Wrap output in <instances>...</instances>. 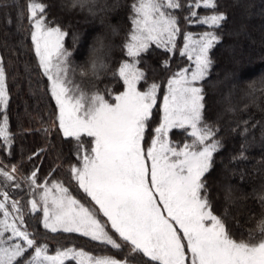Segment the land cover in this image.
<instances>
[{
    "label": "snow or ice",
    "instance_id": "obj_1",
    "mask_svg": "<svg viewBox=\"0 0 264 264\" xmlns=\"http://www.w3.org/2000/svg\"><path fill=\"white\" fill-rule=\"evenodd\" d=\"M77 6L102 20L115 7L71 0L69 7ZM121 10L127 20L108 28L111 36L123 33V41L97 37L85 64L72 59L77 34L47 19L44 3L29 0L18 12L20 19L27 14L29 50L54 108L40 129L44 146L28 149L25 159L24 146L17 150L15 143L20 133L10 129L0 61V264H264V238H235L228 210L219 212L212 195L224 138L220 117L206 118L205 82L225 13L216 0H125ZM197 25L208 30H190ZM114 48L120 55L112 64ZM109 73L122 90L99 89L96 82ZM173 130H180L177 141ZM241 135L233 161L247 159L255 143L247 127ZM259 165L262 179L252 195L264 207V160ZM223 187L234 202L239 190ZM71 234L86 238L97 254L65 246Z\"/></svg>",
    "mask_w": 264,
    "mask_h": 264
},
{
    "label": "trees",
    "instance_id": "obj_2",
    "mask_svg": "<svg viewBox=\"0 0 264 264\" xmlns=\"http://www.w3.org/2000/svg\"><path fill=\"white\" fill-rule=\"evenodd\" d=\"M36 2L46 5L47 19H58L65 26V31L77 34L72 57L76 64L87 62L97 37L105 36L114 45L124 39L123 33L111 36L108 25L115 26L122 19L127 20V13L121 10L125 0H101L115 6L103 16V20L100 15L93 17L79 6L69 7L71 0ZM27 3L29 0H0V61H3L7 70L10 129L13 133H20L15 143L17 150L20 145L24 146L27 153L25 159L31 155L28 149L38 143L44 146L40 129L54 108V101L47 91V80L39 74L34 51L29 50L30 26L26 12L22 19L18 18L20 8L26 7ZM216 4L217 11L225 13L226 23L218 30L222 36L220 44L210 52L214 64L205 82L206 118L214 122L220 117L224 147L214 157V171L210 178L213 181L212 195L219 212L228 210L235 238L258 240L264 238V207L252 192L261 183L258 168L259 162L264 160V140L261 137L264 125V85L260 83L264 80V0H216ZM199 11L201 14H210L209 10ZM190 30L200 32L208 29L207 26L197 25ZM66 46L73 48L71 35L66 37ZM111 55L110 63L115 64L120 55L119 49L114 48ZM181 59L186 61V58ZM148 61L153 67L156 66L152 57H148ZM96 83L101 90L106 86L118 90L120 88L111 80L110 73ZM249 84H254L255 90L250 89ZM83 87L85 91L95 90L88 84ZM228 108H232V111H227ZM244 121H247V125ZM245 127L248 128L247 139L255 143L245 151L247 159L233 161L232 157L238 156L241 150L244 139L241 133ZM231 128H236V131H230ZM179 132L173 130L171 138L174 141L180 139ZM233 170L236 174H233ZM241 172L243 179L240 177ZM225 184H231L239 190L232 203L225 199ZM71 238L72 242L65 241V246L83 247L97 254L86 238L77 234H71ZM55 248V244H50V254H54ZM66 264L75 262L69 260Z\"/></svg>",
    "mask_w": 264,
    "mask_h": 264
},
{
    "label": "rangeland",
    "instance_id": "obj_3",
    "mask_svg": "<svg viewBox=\"0 0 264 264\" xmlns=\"http://www.w3.org/2000/svg\"><path fill=\"white\" fill-rule=\"evenodd\" d=\"M17 7H18V5H17ZM121 85H122V82H121ZM119 90H122V87H120Z\"/></svg>",
    "mask_w": 264,
    "mask_h": 264
}]
</instances>
